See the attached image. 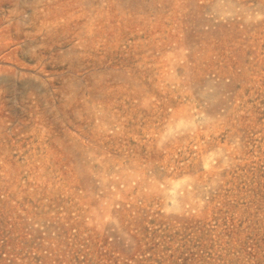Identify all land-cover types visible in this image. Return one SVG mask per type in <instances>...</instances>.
Wrapping results in <instances>:
<instances>
[{
  "label": "rangeland",
  "instance_id": "obj_1",
  "mask_svg": "<svg viewBox=\"0 0 264 264\" xmlns=\"http://www.w3.org/2000/svg\"><path fill=\"white\" fill-rule=\"evenodd\" d=\"M0 264H264V0H0Z\"/></svg>",
  "mask_w": 264,
  "mask_h": 264
}]
</instances>
